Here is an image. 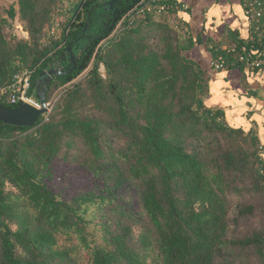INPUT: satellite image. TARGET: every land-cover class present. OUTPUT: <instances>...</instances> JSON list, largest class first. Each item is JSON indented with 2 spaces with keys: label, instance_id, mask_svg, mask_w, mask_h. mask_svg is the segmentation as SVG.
Wrapping results in <instances>:
<instances>
[{
  "label": "trees",
  "instance_id": "obj_1",
  "mask_svg": "<svg viewBox=\"0 0 264 264\" xmlns=\"http://www.w3.org/2000/svg\"><path fill=\"white\" fill-rule=\"evenodd\" d=\"M6 1L0 91L32 70V96L56 66L65 74L48 103L95 61L32 128L0 122V264H264L261 144L253 129L217 123L221 109L192 111L209 77L187 57L200 42L188 26L139 13L150 0H85L54 39L57 2ZM209 46L230 69L235 55ZM0 105L17 107L7 93ZM65 168L84 177L71 195L58 188Z\"/></svg>",
  "mask_w": 264,
  "mask_h": 264
},
{
  "label": "clouds",
  "instance_id": "obj_2",
  "mask_svg": "<svg viewBox=\"0 0 264 264\" xmlns=\"http://www.w3.org/2000/svg\"><path fill=\"white\" fill-rule=\"evenodd\" d=\"M187 7L188 5H184L185 9ZM233 15L237 19H232ZM176 16L184 24L192 22V16L186 10H178ZM204 18L205 21L202 27L207 31L215 33L227 20H232L229 25L230 30L238 32L241 40L247 41L249 39V19L243 7L239 4H233L230 7L228 3L223 5L213 3L204 13ZM23 35L27 38L28 34L25 32ZM251 55L257 56L260 53L252 51ZM240 59L243 60L244 57H240ZM255 63L258 66L260 62L257 61ZM101 68H103L102 65ZM215 69L217 71H215L214 78L209 79L207 82L206 97H200L202 106L198 108L197 104L194 103L191 106L192 111L203 115L205 110H212L218 106L223 110V116L217 117V123L223 121L229 128H243L245 132L251 127V120H255L257 123H264V99L248 96L246 93H242L239 88L233 89L232 80L226 79L229 76V69L224 67L222 63L216 64ZM243 73L249 85L255 82L264 85V74L257 73L253 75L247 66L243 69ZM261 95L264 96V93ZM34 107H39V105L34 104ZM253 109H255V112H253ZM248 112H253L250 119L245 118V114ZM256 113L259 114L257 115Z\"/></svg>",
  "mask_w": 264,
  "mask_h": 264
},
{
  "label": "built area",
  "instance_id": "obj_3",
  "mask_svg": "<svg viewBox=\"0 0 264 264\" xmlns=\"http://www.w3.org/2000/svg\"><path fill=\"white\" fill-rule=\"evenodd\" d=\"M57 2V7L52 12L51 26L47 27L46 34L48 37L57 39L60 37L63 28V22L67 19L71 9L78 3H83L85 0H54ZM245 14L248 16L249 23L251 25L250 37L246 42V45L240 50L235 46L224 49L230 54L235 55V61L232 62L231 68H241L242 70L247 66L250 72L264 69V0H240ZM176 5L171 3L170 0H150L139 13L156 12L159 14L172 15ZM183 8V6H182ZM259 13V15H257ZM19 26H21L19 24ZM16 28V27H15ZM25 32L16 28L12 31V37L16 40H26L24 37ZM257 51L260 55L252 56L251 52ZM240 57H244L243 60ZM259 61L257 66L255 62ZM222 63L224 67L228 68V64L223 56H217L212 58L211 67L214 71L215 65ZM32 70H24L14 75L13 82L5 89L0 91L1 94H9L10 103L12 105H18L20 102L28 103L32 106L34 104L39 105L37 99H33V96L28 95L30 89V78L32 76ZM51 104V103H50ZM49 103L46 106L50 107ZM51 108V107H50ZM50 108L43 116H47L50 113ZM259 154L261 160L260 174L264 176V147H259Z\"/></svg>",
  "mask_w": 264,
  "mask_h": 264
},
{
  "label": "crops",
  "instance_id": "obj_4",
  "mask_svg": "<svg viewBox=\"0 0 264 264\" xmlns=\"http://www.w3.org/2000/svg\"><path fill=\"white\" fill-rule=\"evenodd\" d=\"M171 3L176 5V8L173 11V18L176 21L183 23V21L176 16L178 10H186L192 16V22L190 24H185L188 26L190 35L194 39H198L200 42L187 54V57L196 62L199 67L205 71L208 75V80L214 78L215 71L211 67L212 55L210 52V44L216 43L221 44L223 49H226L233 45V40H240L238 32L232 31L229 28L232 20H227L225 24H222L215 33L207 31L202 27L205 18L204 13L213 3L225 4L228 3L229 6L233 4H239L241 6L240 0H170ZM184 5H188L187 9L184 8ZM183 6V8H182ZM232 19H237L236 16H232ZM184 24V23H183ZM250 25V23H249ZM249 26L248 32L250 37ZM253 75L257 73L264 74V69L251 72ZM226 79L232 80L233 89H241L242 93H246L248 96L257 97L258 99H264V96L261 94L264 93V85L255 82L249 85L244 76L243 70L241 68H230L229 76ZM206 97V96H205ZM249 107H251L249 105ZM220 109L218 106L214 110ZM222 110V109H221ZM223 111V110H222ZM255 112V109H253ZM253 112H248L245 114L246 119H250L253 115ZM257 115L259 113H256ZM244 131L243 128H238ZM254 130L259 139L260 144L264 147V123H257L255 120H251V127L247 130Z\"/></svg>",
  "mask_w": 264,
  "mask_h": 264
},
{
  "label": "water",
  "instance_id": "obj_5",
  "mask_svg": "<svg viewBox=\"0 0 264 264\" xmlns=\"http://www.w3.org/2000/svg\"><path fill=\"white\" fill-rule=\"evenodd\" d=\"M116 0H109L105 3V6L109 9H112L113 5L115 4ZM82 3H80L79 7L76 10V13L81 8ZM125 18L121 21L118 25L117 29L113 32V34L109 37L112 38L116 32L121 27L122 23L124 22ZM67 51L70 55V62L72 63V69L68 72H71L75 67V57L72 54L71 46L67 47ZM95 61V58L92 60L89 68L79 76L74 82L82 79L87 72L91 69ZM65 73L59 67H53L50 70L43 71L40 76L38 77L35 85V99L39 101V107H34L28 103L20 102L17 107L15 108H7L5 106L0 105V122L4 125L14 126V127H29L32 128L35 125L39 116H43L47 113L48 109L52 106L53 102L55 101L58 94L64 90L65 88L69 87L71 84H68L64 88L60 89L53 97L50 107L46 106L45 102V94L48 89L49 83L51 82L52 78L57 75H64ZM44 83L45 87L41 90L40 85Z\"/></svg>",
  "mask_w": 264,
  "mask_h": 264
},
{
  "label": "rangeland",
  "instance_id": "obj_6",
  "mask_svg": "<svg viewBox=\"0 0 264 264\" xmlns=\"http://www.w3.org/2000/svg\"><path fill=\"white\" fill-rule=\"evenodd\" d=\"M12 0H7L4 4L5 7H7ZM15 26V24H14ZM41 90L45 87V84L42 83L40 85ZM33 99H35V90L32 92ZM52 100H50L48 103L50 104ZM52 107V106H51ZM51 111V108H50ZM60 172V171H59ZM58 172V173H59ZM63 174V178H65V182H61L60 185L58 186L59 189H64L69 195L73 194L79 189H82L81 184L84 179L83 175L80 173H77L75 171H72L68 168H65L64 171H61ZM57 173V174H58ZM56 180L60 181V177L56 176Z\"/></svg>",
  "mask_w": 264,
  "mask_h": 264
}]
</instances>
